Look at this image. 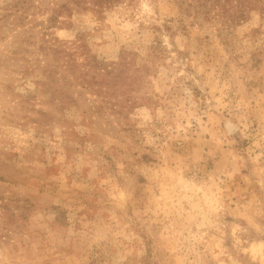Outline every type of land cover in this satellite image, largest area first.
Returning a JSON list of instances; mask_svg holds the SVG:
<instances>
[{"label": "rangeland", "instance_id": "374dc122", "mask_svg": "<svg viewBox=\"0 0 264 264\" xmlns=\"http://www.w3.org/2000/svg\"><path fill=\"white\" fill-rule=\"evenodd\" d=\"M68 1L0 0V264H264V0Z\"/></svg>", "mask_w": 264, "mask_h": 264}, {"label": "trees", "instance_id": "16d2710c", "mask_svg": "<svg viewBox=\"0 0 264 264\" xmlns=\"http://www.w3.org/2000/svg\"><path fill=\"white\" fill-rule=\"evenodd\" d=\"M119 0H69L63 4L58 5L57 8L50 9L52 14L48 17L49 21L51 22L52 26H58L59 24L58 18L62 12H70V4H74L80 6L86 3H92L95 8H102L106 6H111L114 3L118 2ZM225 1V3H224ZM230 0H211L213 4L220 6V12L223 14L228 15L229 7L226 5ZM240 5L245 2L249 3V0H236ZM22 3H25L26 0H21ZM242 13V12H241ZM61 44L48 45V46H41L42 50L47 53H52V59H60L63 57V63L66 67L67 71H71L73 73L74 78L83 79L89 74L88 77V85L97 91L96 93H103L106 94L108 88L106 89L105 85L109 87H113L112 91H115L114 87L117 85L119 80L124 75V68L126 64L124 60H120L118 62L119 66H112L105 68L102 67L100 62L95 58L93 55L84 54L83 61L77 60L75 57L76 52H80L83 49V45L79 41H59ZM83 53V52H82ZM116 64V63H114ZM50 77L53 78L52 72L50 73ZM87 79V78H86ZM44 88H50V84H43ZM104 88V90H100Z\"/></svg>", "mask_w": 264, "mask_h": 264}]
</instances>
